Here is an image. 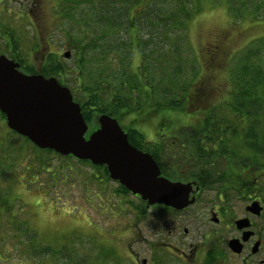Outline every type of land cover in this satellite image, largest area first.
<instances>
[{
    "label": "rangeland",
    "instance_id": "1",
    "mask_svg": "<svg viewBox=\"0 0 264 264\" xmlns=\"http://www.w3.org/2000/svg\"><path fill=\"white\" fill-rule=\"evenodd\" d=\"M96 1L101 7L106 5V0ZM130 1L132 3V0ZM118 2L119 0H116L117 5ZM170 2L171 0H141L136 5V10L144 12L141 15L142 23H137L138 28L132 30V34L145 36L143 39L146 41L150 40L149 36H153L151 48L157 51L152 60L156 63L154 70L167 64L163 56V45L167 44L170 49H179L180 57L187 64L196 65L198 68L197 82L208 96L200 104L204 108L195 110L192 115L166 113L164 117L170 119L171 126L177 127V132L180 131L178 136H182L181 132L186 131L182 126L200 131L199 125L204 122L206 116L215 121L241 122L235 130L238 134L235 137L231 135L234 145L229 150L240 149L246 141L250 120L234 119L232 116L237 114L235 111L218 110L211 114L207 112L211 106L222 104L230 96V67L240 53L250 43L264 38V18H261L264 14V0H229L230 6L227 0H181L180 3L186 2L185 7L174 13L172 18L166 14L167 10H173L177 6L170 5ZM58 3L62 5L60 9L62 7L66 9L64 12L60 13L62 10L59 9L58 12L55 9ZM90 5L88 0H0V27L9 29L17 42L16 46L12 43L7 45L0 38V55H5L9 59H13V55H18L20 57L18 60L22 61L24 66L34 67L41 74L51 54L60 63L65 64L66 69L72 71L77 60L72 47L79 45L82 36L79 19L87 17ZM168 5L170 8H165ZM154 8L159 9V12L163 10L167 16L163 17L168 21L160 22L155 27V24L148 22L144 15H147L149 9ZM244 11L258 14L261 19L245 17ZM237 12L239 18L235 19L231 14ZM72 13L77 17L73 19ZM61 15H64V18H59ZM165 26L168 29L166 31ZM125 34L127 33H119L118 36L125 37ZM168 34L172 39H166ZM124 50L126 53L130 52L129 49L122 51ZM66 53L70 54L67 59ZM118 55L113 57L117 58ZM124 58L129 59V56ZM139 66L140 56L137 48L133 47L130 65L126 70L129 73ZM157 73L161 75L159 69ZM67 81L70 85L65 87L73 93L71 87L75 83L70 77ZM137 112L126 110L118 112L116 117L97 114L88 124L85 138L89 139L101 129L99 121L101 116H108L118 119L125 129L127 128L128 133L133 127H143L151 139L161 142L156 135L160 128V120L158 122L160 114L146 110L139 112L138 116ZM245 113L264 115V110H247ZM2 114L0 111V187H2L0 196L6 195L10 206L9 211L6 210L0 218V228L4 232L12 230L9 238L13 240L16 234L27 228L30 232L28 237L34 235L35 243L38 239L40 244L52 246L56 250L65 245H69L71 252L82 253L81 249L84 253L81 255L89 258L84 264H133L130 249L136 251L144 249L143 252H138L139 255L142 257L149 255L146 250L148 246L146 247L138 237L130 246L128 245L131 232L125 235L124 230L131 225L130 216L124 215L123 211V218L114 219L106 214L110 209L102 208L106 205L102 200L111 197L109 193L103 196V190L110 187L111 183L105 180L106 175L102 170H96L89 163H81L71 156L66 159L56 154L48 155L45 150L38 149L21 135L9 132L10 129ZM261 121L263 122V119ZM173 135L169 134L168 139L175 138ZM147 144L145 146H149ZM170 146L171 143L167 147ZM167 152L170 157L171 151ZM62 165H65L66 169H61ZM93 175L99 178L94 180ZM97 180H105L106 183ZM85 182H89L90 192ZM94 191L102 195H96ZM121 196V202L112 199L113 204L117 207L132 204L131 201L134 199L126 195ZM15 240L14 243L20 245V241L24 242L28 238L21 235ZM12 263L17 264L18 259H13ZM47 264H53V260L49 259Z\"/></svg>",
    "mask_w": 264,
    "mask_h": 264
},
{
    "label": "trees",
    "instance_id": "2",
    "mask_svg": "<svg viewBox=\"0 0 264 264\" xmlns=\"http://www.w3.org/2000/svg\"><path fill=\"white\" fill-rule=\"evenodd\" d=\"M88 1L91 4L90 11L87 13V17L79 19L82 30L79 45L72 47L77 58L73 70L66 69L65 64L60 63L55 56L50 54L49 59H46L47 66L43 67L41 71V74L46 77L58 78L64 85H70L67 78H72L75 84L71 85V90L75 101L81 105L83 117L88 124L92 122L97 114L116 117L119 114L118 112L135 110L138 111L137 115L139 116V112L150 110L160 114L158 118L160 127L177 128L171 126L170 119L164 117L166 113L192 115L195 110L204 108L200 104L207 98L208 94H206L204 88L201 89V84L197 82L199 70L196 65L187 64L180 57L181 52L179 49H170L164 42L165 45L162 44L164 51L163 48L162 51L167 64L154 70L156 63H153L152 60L157 51L155 48H151L153 36L148 35L150 40L146 41L143 39L145 36L132 34V30L138 28L137 23H142L143 16L141 15L144 12L136 10V5L141 0H132V3L130 0H119L118 5L116 0H106V5L103 7L99 6L96 0ZM180 1L171 0L170 5L175 4L177 7L173 10H167V13L165 10L169 18H172L174 13L184 9L186 2L180 3ZM227 1L228 6H230L229 0ZM61 6L58 3L55 9L59 12ZM66 6H69V4H66ZM165 8L170 7L168 5ZM60 10H62L60 11L62 13L66 9L62 7ZM70 11L69 8L68 12ZM70 14L68 15L70 16ZM166 14L163 10L159 12V9L154 8L149 9L147 15L144 16L148 19V22L155 24V27L160 22L168 21L164 18L167 17ZM231 15L235 19L239 18L238 12ZM244 16H253L257 20L264 18V14L260 18L258 14L246 13L245 11ZM62 17L64 18V15L59 18ZM75 17L77 16L72 13V18ZM166 30L168 29L165 26L164 31ZM123 32L128 35L125 34V37L118 36L119 33ZM169 35L166 37L167 40L172 39ZM0 38L7 45L12 43L16 46L17 44L9 29L0 27ZM73 44L75 45V43ZM133 47H136L139 53L140 66L128 73L126 69L130 65ZM123 49H129L130 52L126 53L125 50L122 51ZM116 54H119L118 57H113ZM124 56H129V59H125ZM18 57V55H13L12 58L18 59ZM20 62L22 63V61ZM22 66L24 65L22 64ZM24 69L29 74L40 73L34 67L24 66ZM158 69L161 75H158ZM229 79L231 82L230 96L222 104L211 106L207 114L218 110L237 112L232 116L234 119L239 121L250 120V129L246 140L257 141L258 138L252 139L258 135L264 136V115H248L245 112L247 110H264V38L250 43L240 53V56L230 67ZM193 110L194 112H192ZM2 117L5 119V115ZM218 117L215 118L218 119ZM260 119H263V122ZM164 122L166 123L164 124ZM240 125L241 122L215 121V119L206 116L204 122L199 125L200 128H203L200 131L190 130L188 126H182L183 130L186 129V131L181 132L182 136H178L180 131L177 132V129L170 131V134L173 133L175 138L167 141L178 145L165 148L171 151L170 157H195L194 152L201 148L198 145L201 141L199 136H203L205 141L208 142L226 144L234 141L231 135L235 137L238 134L235 130ZM123 127L125 128L124 125ZM9 132L16 134L10 130ZM134 137L143 139L139 130H132L129 133V141L133 146L137 145L134 142ZM148 147L153 149L150 144ZM195 148L197 149L195 150ZM219 148L227 152L230 146L223 145ZM177 151L184 154L178 155ZM45 152L48 155H55L50 150ZM225 157L230 161L231 159L234 160L233 154ZM68 158L70 156L66 157V159ZM81 163L89 162L81 161ZM63 168L66 169L65 165L61 166V169ZM0 197V218H2L3 213L6 210L9 211L10 201L6 195ZM11 231L4 232L0 228V264H15L12 263L15 258L18 259L17 264H47L49 259L53 260V264H84L85 261L89 260V258L86 259L81 255L83 253L81 249L82 253H78L79 251L71 252L69 245L56 250L52 246L40 244L38 239L35 243L34 235L28 237L30 232L27 228L16 234L13 240L9 238ZM21 235H26L28 240L20 241V245L17 242L15 244V239Z\"/></svg>",
    "mask_w": 264,
    "mask_h": 264
},
{
    "label": "flooded vegetation",
    "instance_id": "3",
    "mask_svg": "<svg viewBox=\"0 0 264 264\" xmlns=\"http://www.w3.org/2000/svg\"><path fill=\"white\" fill-rule=\"evenodd\" d=\"M13 59L27 73L22 63ZM123 130L129 138L127 128ZM132 130H139L143 136V139L134 137L137 144L134 147L144 152L140 146L148 143L153 148L148 154L157 163L161 177L191 186L188 198L191 203L184 208L149 205L140 194L112 180L106 166L93 167L102 170L105 180L111 183L102 192L103 196L106 193L111 196L102 200L106 203L102 208L110 209L106 214L114 219L123 218L124 211L131 224L124 230L125 235L131 232L128 245L138 237L148 246L149 255L144 257L138 253L144 249L129 250L133 264H264V136L252 139L258 138L257 141L247 139L240 149L227 152L219 147H232L233 142H208L199 136L200 150L195 148V157L186 158L168 157L165 148L170 144L168 135L176 128L160 127L156 135L161 142L151 139L143 127ZM230 154L234 160L225 157ZM98 178L93 175L94 180ZM105 180L100 181L106 183ZM85 184L90 192L89 182ZM121 195L134 199L132 204L127 207L113 204L112 199L121 202Z\"/></svg>",
    "mask_w": 264,
    "mask_h": 264
},
{
    "label": "water",
    "instance_id": "4",
    "mask_svg": "<svg viewBox=\"0 0 264 264\" xmlns=\"http://www.w3.org/2000/svg\"><path fill=\"white\" fill-rule=\"evenodd\" d=\"M0 111L12 131L41 149L106 166L112 180L149 205L179 209L191 203V186L161 177L153 157L130 144L116 119L101 116V129L86 139L88 125L70 89L55 77L23 72L19 62L5 55H0Z\"/></svg>",
    "mask_w": 264,
    "mask_h": 264
},
{
    "label": "bare ground",
    "instance_id": "5",
    "mask_svg": "<svg viewBox=\"0 0 264 264\" xmlns=\"http://www.w3.org/2000/svg\"><path fill=\"white\" fill-rule=\"evenodd\" d=\"M141 150H143L144 152L149 153V154L153 152V150L148 146H142Z\"/></svg>",
    "mask_w": 264,
    "mask_h": 264
}]
</instances>
